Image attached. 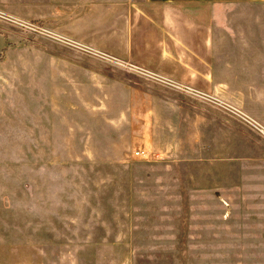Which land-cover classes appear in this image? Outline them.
<instances>
[{
  "label": "crops",
  "instance_id": "1",
  "mask_svg": "<svg viewBox=\"0 0 264 264\" xmlns=\"http://www.w3.org/2000/svg\"><path fill=\"white\" fill-rule=\"evenodd\" d=\"M260 4L0 0L3 12L41 21L62 44L77 45L43 50L42 65L0 63V264H82L78 249L139 245L130 228L117 238L106 218L117 214L112 200L121 192H71L65 161L37 165L35 147H66L67 136L107 147L110 158L81 163L97 175L173 165L188 147L187 264H264V17L241 9ZM6 44L0 33V54ZM106 57L151 75L126 73ZM52 102L81 112L73 124L66 114L54 123ZM153 154L161 159H146ZM77 199L92 206L69 208Z\"/></svg>",
  "mask_w": 264,
  "mask_h": 264
},
{
  "label": "rangeland",
  "instance_id": "2",
  "mask_svg": "<svg viewBox=\"0 0 264 264\" xmlns=\"http://www.w3.org/2000/svg\"><path fill=\"white\" fill-rule=\"evenodd\" d=\"M241 9L245 16L255 15L261 19L264 17L263 4L244 6ZM28 25L33 27L30 28ZM0 33L5 37V41L7 42L0 54L1 64L26 65L37 63L42 65L44 63L42 58L43 50H49V47L56 50L62 47V45L77 47L75 43L71 42H64L62 44L58 40L59 37L56 35L55 37L46 28L45 23L18 19L3 12L1 9ZM9 48L13 49L8 51ZM106 59L105 61H101L105 63L108 61L109 65H117L116 67L124 69L125 72L127 71L126 73L151 75L139 70L134 64L129 65V63L114 59L113 57H106ZM149 77H154V79H158L159 81L162 80L153 74ZM167 82L169 83V81ZM173 85L180 91H188L187 88ZM52 90L55 91L57 89ZM172 96L175 97V95ZM55 99H59V97ZM51 105L54 123L59 121L58 118L61 114H66L71 118L70 123L73 124V120L77 118V113L81 112V107H77L74 103L64 105L63 103L52 102ZM105 106L106 103L105 105L101 104L100 111L105 110L103 108ZM105 127L107 129V125ZM75 137L67 136L68 143L66 147H59L58 145L55 147H35L37 165L42 166L44 160H51L53 165L58 161H65L66 166L62 169L67 171L68 190L71 192H121L124 198L112 200L113 204L111 207L117 208V214L109 215L106 218L114 223L116 227L114 235L117 238L122 239L124 236L129 235L128 229L130 228V234L135 239V244H139L130 249L122 245L100 249H78V255L82 264H124L126 262H130V264H146L147 261H152L154 262L153 264H156L155 255L161 258L157 264H187L185 236L188 222L187 187L190 172L188 147H181L179 156L174 158L180 162L173 165L151 164V166H145L139 170L136 168L131 177L122 176L121 173L111 170L108 172L109 169L106 168L103 169L102 173L97 175L93 173L87 174L82 169L81 163L91 161L94 158H110L108 157L109 153L107 150H104L107 147H88L90 146L88 145V139L84 140V142L88 143L78 146L76 143L77 137ZM8 148L4 147L3 150H8ZM17 148L13 147L12 149ZM32 155L30 153V156ZM15 156L27 158V152L16 153ZM132 159L133 161L141 160L139 156L135 155V150L132 151ZM146 159L158 160L161 158L153 154ZM196 171L198 172V168H196ZM211 174L215 175L216 171L213 173L212 169ZM71 202H74V205L73 203H69V208H75L77 206L76 203L80 204L79 202L92 206L91 200L82 199V201H79L77 199ZM129 209L132 212L130 216L127 215ZM87 218H90L89 221L92 219L91 217L84 216L80 217V220L86 221L85 219ZM170 235L174 237L179 236L180 241L177 242L175 238H170ZM154 236H164L166 238L163 241L162 238L160 241H157L158 238H155V241L153 240ZM145 243H157L160 245H158L159 247L140 246V244ZM97 250L98 253L96 252ZM51 264H53V261Z\"/></svg>",
  "mask_w": 264,
  "mask_h": 264
},
{
  "label": "built area",
  "instance_id": "3",
  "mask_svg": "<svg viewBox=\"0 0 264 264\" xmlns=\"http://www.w3.org/2000/svg\"><path fill=\"white\" fill-rule=\"evenodd\" d=\"M28 26H29L30 28L33 27V26H31V25H28ZM169 83H171V82L169 81ZM172 84H175V83L172 82ZM175 86H178V85L175 84ZM178 87H179V86H178ZM195 94H197L198 96H200L201 98H203V99H205V100H209V99H210L209 96L204 95V94H202V93H196V92H195ZM228 109H229L230 111H232V112H234V113L240 115V117H241V113H240L239 110H237V109H235V108H233V107H228Z\"/></svg>",
  "mask_w": 264,
  "mask_h": 264
}]
</instances>
